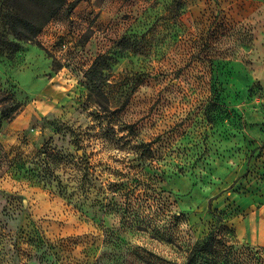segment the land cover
Masks as SVG:
<instances>
[{"label": "rangeland", "instance_id": "rangeland-1", "mask_svg": "<svg viewBox=\"0 0 264 264\" xmlns=\"http://www.w3.org/2000/svg\"><path fill=\"white\" fill-rule=\"evenodd\" d=\"M10 41L0 264H264L233 228L264 202V0H85Z\"/></svg>", "mask_w": 264, "mask_h": 264}, {"label": "trees", "instance_id": "trees-1", "mask_svg": "<svg viewBox=\"0 0 264 264\" xmlns=\"http://www.w3.org/2000/svg\"><path fill=\"white\" fill-rule=\"evenodd\" d=\"M81 1L85 0H0V17L8 29V34L15 41L26 42L40 34L62 7H66L67 13H70ZM15 41L5 44L6 49L10 50L11 53L18 50ZM18 108L19 106L15 105L9 116L6 113L2 114L0 125L4 120L11 119ZM212 237L211 234L198 244L206 245L208 242H212Z\"/></svg>", "mask_w": 264, "mask_h": 264}, {"label": "crops", "instance_id": "crops-1", "mask_svg": "<svg viewBox=\"0 0 264 264\" xmlns=\"http://www.w3.org/2000/svg\"><path fill=\"white\" fill-rule=\"evenodd\" d=\"M262 168L264 170V149L262 151ZM264 198L263 195L259 196V200ZM245 206L243 220L234 223V233L238 239L248 243L249 246L257 249H264V202L260 204ZM237 219V218H236ZM235 219V220H236Z\"/></svg>", "mask_w": 264, "mask_h": 264}]
</instances>
